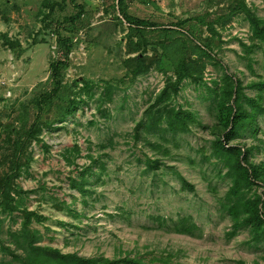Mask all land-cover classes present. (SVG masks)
Wrapping results in <instances>:
<instances>
[{"label":"rangeland","instance_id":"1","mask_svg":"<svg viewBox=\"0 0 264 264\" xmlns=\"http://www.w3.org/2000/svg\"><path fill=\"white\" fill-rule=\"evenodd\" d=\"M238 1L125 0L128 14L175 30L172 39L192 36L199 43V37L212 38L214 58L202 55L199 81L182 80L170 102L193 112L195 119L187 131L169 133L162 130L164 124L146 130L143 123L172 75L176 54L159 49V37L150 30L144 54L150 66L131 77L123 61L139 53L126 54L127 24L113 19L119 15L117 0H0V171L9 163L11 141H30L25 148L29 164L13 180L21 194L10 191L19 208L4 210L0 203V260L10 259L8 250L20 252L10 233L21 229L26 210L36 213L29 228L37 244L62 253L109 259L160 256L169 264H264V237L252 241L247 227L226 236L231 221L223 204L230 178L213 151V140L223 131L215 100L225 75L241 81L248 96L257 93L247 86L250 82L264 81V43L250 39ZM243 1L264 19V0ZM47 2L60 4L50 18L44 17ZM79 6V19L65 21ZM58 35L71 38L67 52ZM60 62L66 68L53 95L49 64ZM72 80L77 86L64 88ZM45 95L53 96L49 111ZM73 96L80 100L72 115L32 125L34 119L38 124L52 120L56 108ZM35 101L42 102V111ZM7 126L15 128L8 138ZM29 128L39 129L36 138L24 133ZM228 142L253 147L252 162H264V113L256 116L251 130ZM254 191L260 188L254 186L246 196ZM183 216L197 226L192 233L171 229L169 220Z\"/></svg>","mask_w":264,"mask_h":264},{"label":"trees","instance_id":"2","mask_svg":"<svg viewBox=\"0 0 264 264\" xmlns=\"http://www.w3.org/2000/svg\"><path fill=\"white\" fill-rule=\"evenodd\" d=\"M239 9H242L245 15V19L248 22L250 30V39L252 41H259L264 43V19L258 17L254 12L246 7L243 0H239ZM117 11L120 18L114 16V21L121 24H127L126 37L128 38L126 44V54L139 53L138 56L127 58L123 61L124 67H126L131 77H136L142 74L144 69L147 70L150 63H147L146 46L148 41L146 40L145 33L150 30L155 31L158 39V47L163 52L173 51L175 56V62L173 64L172 75L168 76L165 80L163 87L155 95V99L150 109L144 113L143 127L146 130H158L162 125L165 126L162 130L169 133H182L187 131L189 123L195 119V114L191 111L183 110L179 106H173L170 102L177 95L182 80L190 78L199 81L203 64L200 62L202 55L207 58H214L213 48L211 46V39L206 37H199V43L194 41L192 36L190 39H172L171 33L175 30L166 28H156L157 24L149 22L147 20L136 18L126 11L125 0H117ZM48 14L45 18H50L54 7H60L59 3L47 2ZM82 13V8L79 6V10L68 18H64L67 22H72L79 19ZM50 20L49 22H51ZM214 32V30H211ZM177 33V32H176ZM199 36H201L199 34ZM58 44L62 46L66 52L70 49L71 38H62L60 35L57 37ZM177 44V45H176ZM10 46V44H8ZM11 47V46H10ZM142 55V56H140ZM192 55L196 56V59H190ZM66 68V63L60 62V64H49V80L54 86V94L56 95L63 81V71ZM85 80H82V86L86 85ZM78 82L72 80L68 86L64 88L76 87ZM249 88H257V93L253 96L243 94L242 83L236 78L231 76L224 77V81L219 86L216 92L215 109L218 125L222 128L221 137L213 140V151L221 159L224 166L227 168L229 175V186L224 193L223 209L231 221V229L226 233L227 237H234L241 227H247L250 230L252 241L258 242L264 237V162L254 163L252 162L251 151L253 147L242 148L240 145H230L228 140L231 137L240 136L246 128L251 130L254 124L255 118L259 113H264V107L261 103L263 101L264 81L250 82L247 85ZM51 95H45L43 103L46 106L47 111L51 110ZM76 97L67 98L64 105L61 108H56L55 116L52 120L47 121L45 118L42 120V124L35 122V119L31 122L33 126H46L52 121L62 122L69 115L75 112ZM36 108L40 111L43 110L39 101H35ZM8 132L6 138L10 133H14L15 128L7 126ZM39 129L32 131L31 128L24 131L26 134H30V137L36 138V134ZM21 138H16L11 141L12 152L10 154L9 163L7 164L6 171H0V203L4 205V210L12 209L18 210L19 205L16 199L10 195V191L13 190L15 194L20 195L21 192L13 182L14 178L20 174L21 166L27 167L30 161L29 154L26 153L25 148L28 147L30 141L20 142ZM77 147L76 145L74 146ZM21 152L22 155L18 153ZM5 160H2V162ZM6 162V161H5ZM11 162V164H10ZM153 166H156L157 160L153 161ZM14 165L15 172L10 173L11 167ZM3 172V173H2ZM184 182V180H182ZM72 186L75 187V184ZM259 187L260 192H252L250 196H246L252 191L253 187ZM83 193V188L78 185ZM33 212L23 210L21 212V229L18 232H11L10 237L14 239L17 249L20 250H8L7 254L10 259L0 260V264H169L168 258L160 256H150L149 258L143 257H124L117 259H109L100 257L85 258L76 255L75 253H62L59 249L52 248L50 246H44L37 244L35 231L30 230L29 224L31 222V216ZM76 214V213H74ZM34 217L41 218V216ZM161 220L162 218H156ZM165 221V219H162ZM171 229L178 233H192L197 229V226L193 223L189 216H183L175 220H169ZM21 238V243L17 242V239ZM179 264V263H176Z\"/></svg>","mask_w":264,"mask_h":264}]
</instances>
